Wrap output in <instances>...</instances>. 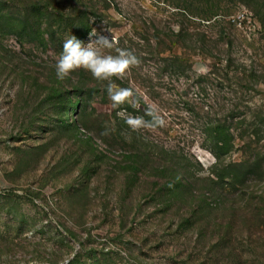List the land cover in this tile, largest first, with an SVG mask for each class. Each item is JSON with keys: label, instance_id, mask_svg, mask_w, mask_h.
Listing matches in <instances>:
<instances>
[{"label": "rangeland", "instance_id": "obj_1", "mask_svg": "<svg viewBox=\"0 0 264 264\" xmlns=\"http://www.w3.org/2000/svg\"><path fill=\"white\" fill-rule=\"evenodd\" d=\"M74 1L0 0V264H264V0H82L81 40L138 60L108 80L57 75ZM109 85L140 107L113 108ZM149 109L162 125L126 123ZM216 120L243 133L219 159ZM246 151L256 169L212 189ZM167 153L183 190L164 186Z\"/></svg>", "mask_w": 264, "mask_h": 264}, {"label": "clouds", "instance_id": "obj_2", "mask_svg": "<svg viewBox=\"0 0 264 264\" xmlns=\"http://www.w3.org/2000/svg\"><path fill=\"white\" fill-rule=\"evenodd\" d=\"M110 37L96 32L89 33V41L85 43L75 35H70L63 44V51L56 63V72L59 78L63 79L73 70L83 67L89 70L94 77L101 80H108L113 76L122 75L130 65L138 62L137 57L130 51L120 50L118 55L105 54L104 48H111ZM108 92L112 100L113 108L126 101L132 107L139 108L140 105L130 99L134 92L129 88H118L109 85ZM149 114L153 119L151 122L145 121L142 116L129 117L126 123L137 129L143 126L162 125L163 120L156 114L155 109H149Z\"/></svg>", "mask_w": 264, "mask_h": 264}, {"label": "trees", "instance_id": "obj_3", "mask_svg": "<svg viewBox=\"0 0 264 264\" xmlns=\"http://www.w3.org/2000/svg\"><path fill=\"white\" fill-rule=\"evenodd\" d=\"M82 5H83L82 0H75L70 7V13H71L70 17L71 16L73 17V18L71 17L72 25H74L73 23L75 19H79L78 24L76 23V25H74V29L76 32L75 36L79 39H82L90 29L88 22L86 23V20H84L83 14H81L80 17L77 16L80 12L81 9L80 7ZM42 8L46 9L45 11H47L48 7L46 5L44 6L41 5L40 7L38 6L33 8V14H32L33 24H37L36 26L38 30L42 28V24H41L42 22L40 20L36 21L35 18H38L40 16L43 17L45 15H47L48 17L47 12H42L40 10ZM40 35L42 36V33L37 34V36ZM69 83H70L69 86L73 85L71 80H69ZM145 117L147 120H150L149 115H146ZM206 129L208 133L205 134L206 135L205 140L206 141L208 140L210 142L209 149L217 159H219L220 156H226L230 154L235 139L237 137L241 138L243 136V133L236 134L233 128H231V126L226 124V120L223 121L216 120L214 123H210ZM256 155H257L256 153L251 155L249 154V152L246 151L243 153V157L245 158L244 163L229 162L227 163V165H223L222 167H219V164L216 161L214 168L210 170V174L214 176V177L209 176V179L212 182L211 188L218 190L220 193L222 192L221 189H225L226 187L234 188L235 182L236 183L242 182V180H244L247 174L253 172L254 169H256L257 163H255V159L254 160L253 158L251 159V157H254ZM180 156L184 158V156L182 155ZM164 160L167 165L164 169H161V171L163 172V175H166V173H168L167 174L168 179L166 180L164 186L167 187V189L171 192L183 190L186 187L185 183H187V180L184 177L187 175L186 173H188V167L182 162L184 168L182 170L176 164V162L179 163L181 162V160L177 161L178 159L176 157H173L171 154L168 155V153ZM190 183L192 184V182Z\"/></svg>", "mask_w": 264, "mask_h": 264}]
</instances>
